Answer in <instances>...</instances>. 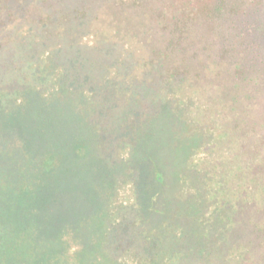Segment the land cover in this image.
Returning a JSON list of instances; mask_svg holds the SVG:
<instances>
[{"label":"trees","instance_id":"obj_1","mask_svg":"<svg viewBox=\"0 0 264 264\" xmlns=\"http://www.w3.org/2000/svg\"><path fill=\"white\" fill-rule=\"evenodd\" d=\"M152 1L113 0L98 39L89 5L35 26L0 8L17 26L0 39V264H264V0ZM181 113L202 135L169 190L140 144ZM66 136L95 176L55 177Z\"/></svg>","mask_w":264,"mask_h":264},{"label":"rangeland","instance_id":"obj_2","mask_svg":"<svg viewBox=\"0 0 264 264\" xmlns=\"http://www.w3.org/2000/svg\"><path fill=\"white\" fill-rule=\"evenodd\" d=\"M0 1L1 10H4L5 13H10V19H16L17 17L25 13L24 17L26 19L24 20V23L27 26L34 25L38 22L39 19H47V17H49V15L53 14L55 11H59V13L57 12L58 16H61L63 14L61 11L63 10L73 9L78 5H89L90 13L88 15V20H91L90 24L93 29L92 31L96 32V39H98V37H100V32L105 31L104 28H106L108 25L106 23L107 18H109V14H107V5L110 4L113 0H80V2H76L74 0H27L24 10L20 9V7L17 6L16 0ZM183 1L186 0H154L150 2V4L152 7H154V10L156 8L160 10L164 7H167L168 3L174 4L175 6ZM5 25L8 26L12 24L10 22H6L0 25V39H3L4 37L8 38L10 37V35H14L17 33L16 25H13L10 28L11 30H3L2 27H4ZM47 25L49 26V23ZM62 25L64 26V23H62ZM62 25H60L59 28H56L55 32L57 34L61 31L60 28H62ZM42 35L49 36L50 32L45 31ZM4 59L5 57L3 58V55L0 54V85H3L4 83L10 81L7 79L8 75L10 74L9 71L5 72V74L3 72V64L5 63ZM3 79L6 80L4 81ZM9 79H11V77ZM29 100L32 101L33 98H30L29 96L28 101ZM4 111L6 110L0 112V123L1 126L5 127L6 130L10 128L3 122L4 119H8L6 118L5 114L2 113ZM59 117L63 119H60L58 121L59 124L58 126L56 125V128L58 129H54V131L58 130L59 132H63L65 131V129H63V120L65 119L66 115L61 114ZM157 119L158 117L153 118L151 123L155 126V129H158V131L156 134L154 133L150 135V138L146 140L143 145L140 144L142 147L139 151V156L143 161L145 160V158L150 159L149 163H147L146 165L147 171L149 172L148 174L151 173L154 175L156 173H161L167 185L166 187L169 190H173L174 186L177 185L180 168L186 161L187 155L192 150V148L201 141L202 130L192 125L188 119L183 117L182 113L180 114V116H178L177 114L175 117L168 116L165 120H162L159 117L158 122ZM1 132L2 131L0 129V152L2 150V147L8 146L6 144L5 138H3L4 135H2ZM65 139L67 140L69 146H67L66 148H61V145H58L57 150L54 152V165L56 166L54 174L55 177L59 178L65 176L73 178L71 180H78L80 177H87L90 176V174L94 175L92 172L90 173L89 161H84L82 160V158L78 157L75 152L73 153L75 140L71 136H66ZM88 152L89 151L87 149L86 154H88ZM191 153L192 151L190 152V154ZM199 156L201 157V154H199ZM6 163L9 164L8 162ZM1 164L4 163H0V195H2L3 186L5 184L3 167H7L6 165L2 167ZM149 178L152 179L151 176H149ZM128 192L129 191L127 190V193Z\"/></svg>","mask_w":264,"mask_h":264}]
</instances>
